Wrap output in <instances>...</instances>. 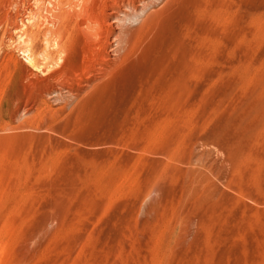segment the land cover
<instances>
[{"label":"rangeland","instance_id":"rangeland-1","mask_svg":"<svg viewBox=\"0 0 264 264\" xmlns=\"http://www.w3.org/2000/svg\"><path fill=\"white\" fill-rule=\"evenodd\" d=\"M113 4L0 0V264H264V0Z\"/></svg>","mask_w":264,"mask_h":264},{"label":"bare ground","instance_id":"bare-ground-1","mask_svg":"<svg viewBox=\"0 0 264 264\" xmlns=\"http://www.w3.org/2000/svg\"><path fill=\"white\" fill-rule=\"evenodd\" d=\"M145 1H149V0H136L134 2V0H114V4L113 5H109L110 7V10L105 14L104 17H102V19L100 18V20H96L99 24H102L104 26L103 30L100 31V33H102V38L103 39V47H102V44H101V50H102V53L104 54V59H109V57L111 56L110 53H112L115 49V45L117 46V43L118 41L120 40L121 36H120V30L117 26V23L123 21L126 17H129V16H134L136 15L140 10L144 9V6L142 5ZM55 5V4H54ZM106 5V4H105ZM104 5V6H105ZM107 6V5H106ZM105 11V8H103ZM107 9V8H106ZM100 11V9H99ZM143 11V10H142ZM101 12V11H100ZM96 18V17H95ZM132 19V18H131ZM92 22H95V21H92ZM129 22V21H128ZM94 24V23H93ZM98 25V24H97ZM102 25L100 26V29L102 27ZM119 25V24H118ZM95 26H96V23H95ZM121 26V25H120ZM98 27V26H97ZM60 28V27H59ZM16 29H18L16 27ZM127 33V32H126ZM29 34V33H28ZM24 35V34H23ZM100 40V38H99ZM121 41V40H120ZM120 43V42H119ZM62 45V44H61ZM100 46V45H99ZM119 46V45H118ZM117 46V48H118ZM94 47V46H93ZM92 47V48H93ZM97 48H99L97 46ZM89 51V50H88ZM98 51V49H97ZM100 51V50H99ZM117 51V50H115ZM29 52V51H28ZM31 52V51H30ZM29 52V55H30V63H31V66L32 65H37L36 64V59L35 57L33 56L34 54L31 52ZM94 52V51H93ZM96 54V52H95ZM108 54V55H106ZM98 55V53H97ZM101 55V54H100ZM114 56V55H113ZM127 56V55H126ZM102 58V56H101ZM97 59V58H96ZM94 59V60H96ZM112 60V59H110ZM99 62V60H98ZM103 63V62H102ZM98 64V63H97ZM100 64V63H99ZM105 64V63H104ZM96 65V64H95ZM91 67V66H90ZM103 68V67H102ZM86 70V68H85ZM89 73L92 72V70L90 69L88 71ZM90 76V75H89ZM86 78V77H85ZM52 93V92H51Z\"/></svg>","mask_w":264,"mask_h":264}]
</instances>
